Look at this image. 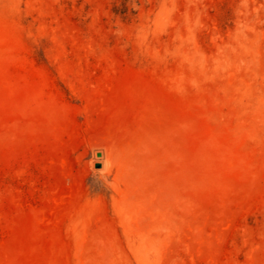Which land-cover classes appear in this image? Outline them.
I'll use <instances>...</instances> for the list:
<instances>
[{
	"label": "rangeland",
	"instance_id": "374dc122",
	"mask_svg": "<svg viewBox=\"0 0 264 264\" xmlns=\"http://www.w3.org/2000/svg\"><path fill=\"white\" fill-rule=\"evenodd\" d=\"M0 264H264V0H0Z\"/></svg>",
	"mask_w": 264,
	"mask_h": 264
},
{
	"label": "water",
	"instance_id": "95a60500",
	"mask_svg": "<svg viewBox=\"0 0 264 264\" xmlns=\"http://www.w3.org/2000/svg\"><path fill=\"white\" fill-rule=\"evenodd\" d=\"M97 156L100 157V156H101V152H98V153H97ZM95 167H96V168L101 167V163H96V164H95Z\"/></svg>",
	"mask_w": 264,
	"mask_h": 264
}]
</instances>
